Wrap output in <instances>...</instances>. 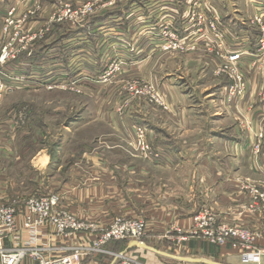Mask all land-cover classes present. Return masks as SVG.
Returning <instances> with one entry per match:
<instances>
[{
  "label": "crops",
  "instance_id": "0c3cea01",
  "mask_svg": "<svg viewBox=\"0 0 264 264\" xmlns=\"http://www.w3.org/2000/svg\"><path fill=\"white\" fill-rule=\"evenodd\" d=\"M123 1L126 2L127 0ZM148 3L158 7L157 14L158 16L161 15V21H173L174 23H171L180 34L190 35L193 33L191 23L187 22L185 18H181L182 14L187 11V9L182 10V0H130L128 5H131L130 8L135 5L137 11ZM222 9L224 12L228 9L225 12L226 15L221 18L223 24L227 25L225 27L227 33L225 49L227 52H206L207 54L201 52L204 55H199L198 52L184 53L183 57L189 60L193 59L195 61L196 58H204L205 60L204 67H197L192 72V82L186 80L185 77L180 78L182 73L179 74L181 70L179 53H171L172 59L166 58L163 60L165 64L156 66L160 52H148L152 47L149 50H145L149 40L151 42L155 41L153 44L156 50L154 51H158V46L163 41L156 34L157 28L154 29L156 32H149L153 25V21L150 19L143 18L141 22L136 20L140 27L139 35H134L129 31V28L123 30L122 27L120 28L122 25L121 20L112 17L109 19L96 17L91 34L84 33V28H86L84 25L77 27L76 38L71 40L72 43L68 42V39L75 37V29H69L70 33L71 30H74L70 37L68 34L66 37L63 35V38H66L68 42L65 47L66 55L71 52L73 58L79 57L84 60L85 54L92 52V61L88 59H85V61L91 64L89 68L87 66V73L94 74V77L98 78L97 74L102 71L105 62H110V60L118 56L117 58L125 60V67L130 68L129 72L136 74L145 81L151 80L150 82H153L160 89L168 104V110L156 105L150 109L148 106L150 104L144 99L114 96L108 97L105 101H103L104 98H100V101H103L100 105L102 104L101 106L103 107L99 113L105 123L102 134L109 135L108 137L112 138V133V135H118L134 144V126H143L146 129L147 139L150 138V144L161 153V157L149 158L144 151L135 145L131 148V154L134 157L127 156V158L111 160L107 154L112 151L118 152L121 151L120 149H125L123 144H119V146L104 145L96 148L86 146L84 149H80L77 146L72 156L65 158L62 156L58 162L53 160L48 149L40 148L34 151L31 154L32 156L30 155V164L31 167L40 173L38 181L34 180L37 186L34 192L27 196H23L18 191L9 195L3 190L5 187L0 188V202H10L17 206L18 210L15 231L9 233L4 241L8 248H40L46 258H59L68 255L74 264L116 263L114 258L111 259V257H106L103 254L90 255L87 253L93 238L90 233L77 232L71 236H62L57 233L56 227L51 224H44L36 228H30L25 225V214L27 211L25 210L24 202L27 198L33 194L58 193L62 198V205L67 210L79 219L86 222H95L99 226L110 225L119 216L144 219L148 235L145 241L139 240V242L144 243L143 246L137 245L135 242L137 240L133 239L114 240L107 244L106 247L108 249H115L120 254H128L133 256V258L140 259L145 264H193L192 262L198 260L197 258H187L175 254L180 249H184L188 253L196 250L199 253L204 252L207 255H212L214 250L205 242L203 245L201 243L199 247L192 249L194 245H191L189 241L180 244L174 238L169 239L167 237L168 240H164V234L166 235V232L173 226L188 230L193 225L194 215L197 211L195 202L198 201V196L190 185L195 186V183H197V187L200 186L199 193L205 206H211L212 197L210 195H214L215 189L213 187L215 185L222 186L225 190H234L235 187L239 186L240 182L237 180L239 177L225 176L222 178V173L219 172V169L221 171L224 166H227V163L222 160L215 161L211 159V153L215 151L216 145H220V153L223 152L225 147L227 149L235 148L239 152L241 159L232 166V168L236 167L238 170L236 175H245L248 169H252L258 174H264L263 160L260 163L256 162V165L253 163L252 165H247L243 160L247 149L250 147V141L263 130L261 118L264 117V111H262L264 110V97H261L260 91L263 84L259 78L260 72H256L264 67V64H261L264 56L261 58L257 56V44L254 45V42L258 41L260 32H256V34L254 32L249 33L247 31V23L253 13L264 14V0L224 1ZM217 12L221 14L219 10ZM147 17L149 18V16ZM229 28H231V31ZM236 28H238L237 31ZM229 34L230 39L228 38ZM154 35H156V38L151 39V36ZM137 38L139 40L143 39V44L141 45L143 49L139 45L137 50L134 45ZM235 53L240 54L241 67L248 73L246 76L248 86L245 96L240 99H233L231 102L227 97L228 86L226 83H222L223 81L221 80H213L218 85L214 84L217 89L211 91L212 82L208 81L206 86H209V88L205 90L206 86L201 88L200 98H198V89L194 85V80L198 79V81L204 82V78L201 79L202 74H204L203 77L210 75V79L216 78V76L212 75L213 70L222 63V59L228 60L231 57L230 54ZM45 56L47 57V52ZM53 56H48L49 61L45 57L46 62H49L48 66L50 69L53 63ZM34 57L36 58L35 54ZM71 59L69 57L67 66L65 69H61L62 75L66 76L67 79L72 74L71 64L75 63ZM33 62L32 68L28 70L23 66L14 67L12 70L13 72L29 73L26 82L38 79V82L46 84L47 82L55 83V77L50 76L52 72L47 73L48 70H44L48 68L47 63H45V66H36L35 61ZM166 63L171 68V71L168 70ZM76 66L73 67V71H76L78 76H73L74 79L80 81L83 79L82 77L79 78V76L84 67V62L77 63ZM202 69L203 72H200ZM261 73L264 76V68ZM42 76H44L43 80ZM85 79L93 81L92 84L98 88V91L105 89V87H102L105 85H100L98 80L94 81L93 78L88 76H85ZM214 93L219 96L212 97ZM215 100H218V103L223 106V111L219 113L220 116L217 118L212 115L207 116L204 112L206 106H211ZM106 102L109 104H105ZM123 102H127L125 104L128 105L123 110H119L123 111V113H120L118 108ZM236 115L246 119L249 124H246L247 122L244 123L243 120L242 124L235 125L234 117ZM226 118L231 119V125L234 127L225 121ZM251 122L253 127H251ZM227 127L231 131V136H227L226 133L222 132V130H228ZM211 128H213V132H210ZM202 130L205 132L204 141L209 142L208 146H205V144L200 147L196 145L198 143L194 142V144L190 141L186 143V139H182L183 143H177L169 138L165 139L166 137H173L177 140L184 133H186V136L197 138L198 136L196 135L201 133ZM212 138L220 139L214 141ZM213 142L216 144H213ZM222 143L224 145H221ZM199 147L207 152L204 156L205 158L202 161L191 162L190 164L186 158L188 156L186 150H198ZM5 148L8 149L10 158L18 157V153L20 154L19 159H21L22 155L25 158L24 154L31 151H26L27 149L24 147ZM10 151H13V153ZM23 158L22 160H24ZM65 159H67L66 162ZM3 172H6V169ZM2 175L3 182L0 181V183L3 185L7 184L6 180L10 181V179L6 174L3 173ZM216 188L219 189V187ZM168 202L174 203L168 205ZM232 214L225 211L220 218L230 221L228 217ZM247 217V215H243L241 224L246 223L244 221L248 219ZM115 241H118V243L114 245ZM263 242V239L260 240L259 248H264ZM223 249L227 250L225 247L220 250L223 251ZM230 251L235 252L232 249ZM236 251L237 255L235 257L232 256L233 259L223 260L225 262L218 261L212 256L210 257L213 260L200 259L207 260V262L213 261L216 264H264V257L253 259L247 256L242 248L236 249ZM232 252L228 251L227 253ZM19 264H38V262L27 256Z\"/></svg>",
  "mask_w": 264,
  "mask_h": 264
},
{
  "label": "rangeland",
  "instance_id": "374dc122",
  "mask_svg": "<svg viewBox=\"0 0 264 264\" xmlns=\"http://www.w3.org/2000/svg\"><path fill=\"white\" fill-rule=\"evenodd\" d=\"M129 1L130 0H127L126 2L123 0H0V43L13 42L14 38L15 42L19 45L20 38H25L24 43H27L33 35L37 34V37L30 42L27 52H47V61H49L48 56H54L51 69L48 66L49 62H46L45 57L43 60L42 58H36V66H45V63H47V67L49 69L46 68L44 70H48L47 73L52 72L50 76L55 77V83L63 80L69 83L67 86L59 84L57 85V88L49 89L44 86L42 82H38V79H34L35 81L32 80L26 85L18 84L13 89L11 87L3 88L2 84L4 83L6 85V80H9V78L14 75H24V77L26 76V79L28 80L29 73H19V71L13 72L12 69L14 67L23 66L26 70H28L29 68H32L34 64L33 61L35 59L34 56H27V54H24V56L21 54L15 58L10 56L9 60L7 59L4 61L5 70H0V181L3 182V173L6 174L10 181L6 180L7 184L4 185L0 183V188L5 187L3 190L6 191V194L11 195L18 191L23 196H27L34 192V189L37 187L34 180L38 181L40 178V173L39 171H36L35 168L31 167L30 158L32 156L31 154L40 148L48 149L53 160L56 162L60 161L62 156L63 158L72 156L77 146L80 149H84L86 146L96 148L104 145L119 146V144H123L125 145V149H120L121 151L118 152L112 151L110 154H107L108 157L111 160H114L127 158V156H133L131 154V148L137 145L136 141H134V144L131 142V144L118 135H112L111 133V137H113L109 138V135L102 134L105 123L99 113L100 109L103 107L101 106L102 104L100 105V103L108 99V97L114 96H122L127 98L135 97V99L143 100L141 99L142 96H140L134 89H139L141 86L137 85H140L145 80L139 78V76L136 74L129 72L130 68L125 67V60L117 58L118 56L115 57V59L113 58L110 60V62L107 61L104 63V68L102 67V71L97 74L98 78L94 77V74L87 73V66L89 68L91 64H89L88 61H85V59L92 61V52H85L86 54L84 56V60L80 59L79 57L73 58V54L71 52L69 55L65 54V47L67 46V43H72L71 40L76 38L77 27L79 28L81 25H84V27H86L84 28V33L91 34L94 28L93 24L96 22V17L99 19L102 17L107 19L112 17L121 20L122 25L120 28L122 27L123 30L129 28V31L134 35H139L140 27L136 20L141 22V19L143 18L150 19L153 21V25L151 26L152 29L149 30V32H156L154 29L157 28L156 34L163 40L161 41V44L171 42L174 33L178 35L179 38L182 39L184 43H186V45L184 49L161 50L158 48V51H154L156 50V47L153 44L155 41L151 42L149 40V44L145 50H149V48L152 47L153 49L151 48L148 52H160V55L158 56L159 61L157 62L156 66H162V64H165L163 60L166 58H171V53H179V60H181V70L179 74L182 73L180 78L185 77L186 80H190L191 82L193 75L192 72L197 67H204L205 60L204 58H196L195 61L193 59L189 60L186 57H183L184 53L198 52L199 55H204L201 52H227L225 49L227 39L225 27L227 25L223 24L221 18L224 17L226 15L225 12L228 11L227 9L224 12L222 9L224 1L229 2L230 0H182V10L187 9V11L182 14L181 18H185L187 22L191 23L193 33L190 35H186L184 33L180 34L173 26V21H171L172 23L169 21H161V15L158 16L157 14L158 7L154 4L148 3L136 11L137 7L135 5L130 8L131 5H128ZM90 8H92L93 11H90ZM69 9L74 12L72 16L70 15ZM216 9L219 10L221 14L218 13ZM255 14L257 15L258 12L253 13L247 23V31H249V33L254 32V34H256V32L261 33L260 25L254 22ZM147 16H149V18ZM262 16H264V14H262ZM75 17H79L77 24L74 26L75 37L68 39L69 41L67 42L66 38H63V35H66L67 33L70 37L71 33L70 31L66 30L65 25L76 22ZM216 17L218 18L217 20H215ZM240 17L242 18V16ZM237 29L238 28H236V31ZM165 30L168 32V37H165ZM229 30L231 31V28H229ZM17 32H19V35H16ZM218 33L224 34L222 41H220L219 37H217ZM154 38H156V35L151 36V39ZM163 38L167 40L164 42ZM228 38L230 39V34ZM259 39L260 35L258 41L256 40V42H254L255 44L253 42L252 43L254 45H258ZM49 40L52 41L49 44V47L47 49L43 48V46H46L47 43H49L47 42ZM142 40L137 38V40L134 42L137 50L139 49V45L141 46L143 44ZM24 43H22V45ZM158 47H160V45ZM141 49H143L142 46ZM166 55L169 56L164 57ZM69 57L72 58L76 64L84 62V67L79 76V78L82 77L83 79L80 81L74 79L73 76H78L76 71H73V67L76 66L75 63L71 64L72 74L69 75L68 79L66 76L62 75L63 73L61 69H65L67 66ZM189 58L191 57L189 56ZM114 60H117L119 65H115L113 62ZM222 60V63L219 64L212 72V75L216 76V78L210 79V75L208 77H203L204 74H202L201 79L204 78V82L198 81V79L194 80V85L198 89V98H200L201 88L205 87L208 81L212 82V87L210 89L212 91L213 89H217L214 84L218 86L217 83L213 82V80H221L223 81L222 83H226L228 86V100L231 102L233 101V98L229 96V87L233 84L232 80L234 77H236L235 73L240 69L236 71L234 66L231 69H225L224 66L226 65V60ZM261 64H264V60H262ZM109 68H117V70L114 71L111 76H108ZM167 68L171 71V68L168 67V64ZM263 68L264 67H262V69L259 71L257 70L256 72H260L259 78L263 84L260 90L261 97H264V76L261 73ZM85 70L87 71L84 72ZM175 71H177V69H175ZM200 72H203V69ZM240 72L245 76L248 86V80L246 79L248 73L245 72L243 68L240 70ZM85 76L93 78L94 81L98 80L100 85H105L102 86L105 87V89L98 91V88L93 86V81L85 79ZM43 79L44 76H42V80ZM148 81L150 82L151 80ZM76 85L79 86L78 89L74 90L71 88L75 87ZM207 88H209V86H206L204 90ZM214 96L219 95L214 93L212 97ZM100 98H104L103 101H100ZM127 102L130 104L129 101ZM127 102L120 104L121 106H119L118 112L123 113V111L119 110L126 108L128 104L125 103ZM105 104L109 103L106 102ZM149 104L151 105H148L150 109L152 106H155L154 104ZM159 110H161V108H159ZM221 111H223V106L218 103V100H215L211 106H206L204 110L207 116H216L215 118L220 116L219 113ZM236 116L234 117L235 125L242 124L243 120L244 123L247 122L246 119H242L237 116L240 118L238 119ZM225 121L229 125L232 124L231 119L226 118ZM261 123L263 129L262 132H259L255 138H252V141H250V147L247 149L245 157L243 158L247 165H252V163L256 165V162L260 163V161H264V117L261 118ZM246 124H249V122ZM252 124L253 123L251 122V127H253ZM210 132H213V128L210 129ZM222 132L226 133L227 136H231L230 129L222 130ZM204 134L205 132L202 130L201 133L196 135L198 136L197 138L186 136V133H184L177 140L173 137H166L165 139L169 138L177 143H183L182 139H186V143L190 141L192 143H198L196 145L200 147L205 144V146H208L209 142H206V140L204 141ZM212 139L217 141L220 138ZM146 141L148 144L151 143L150 138L147 139L146 137ZM214 143L215 142H213V144ZM221 145L224 144L222 143ZM216 146L217 147L215 151L211 153V159L215 161L222 160L227 163V166H224L221 171L219 169V172L222 173V178L225 176L239 177L237 179L240 182L239 186L235 187L234 190H225L222 186L215 185L213 187L215 189L214 195H210V197H212L210 203L212 206L211 207L205 206L204 201L201 199V194L199 193L200 186L197 187V183L194 182L195 186H190L194 188L193 191L197 194L198 201L195 202L197 211L194 215L193 225L188 230H183L177 226H173L168 232H166V235L164 234V240H168L167 237H169V239L174 238L175 241L180 242V244H184L189 241L191 245H194V247L192 246V249L199 247L201 243L203 245L205 242L207 245L209 244L211 246V249L214 250L212 255H207L204 252L199 253L196 250H192V253H188L184 249H180L178 253L175 252V254L178 256L187 258H207V260H213L214 258L218 261H226L228 258L233 259V257L237 255L238 250L236 251V249L239 248H242V250L246 252L245 254H247L249 257H252L253 259H256V257H264V248H259L260 240H264V174H258L252 169H248V172L246 171L245 175H236L238 170L236 167L232 168V166L235 164V162L240 161L241 157L239 152H237L235 148L227 149L225 147L223 152L220 153V145ZM5 147H13V149H15V147H24L27 149L26 151H31L24 154L25 158H23L22 155L21 159H19V153L18 157L15 156L10 158L8 149ZM136 147L139 148V146ZM200 147L198 150H186L188 155L186 158L190 164L191 162L195 163L202 161L203 158H205L204 156L207 152L203 151L204 149H201ZM10 152L13 153V151ZM22 158L24 160H22ZM66 161L67 159H65V162ZM4 169H6V172H3ZM242 176H244V178H242ZM216 187H219V189ZM172 203L174 202H168V205ZM181 207H183V205H181ZM225 211L233 213L228 217L231 222L220 218L222 213H225ZM200 215H207L208 218H213V236L208 235V231H206L207 228L198 222L202 221V223H204L202 219H197ZM243 215H247L248 219L244 221L246 223L241 224V218ZM223 227H228L227 232L229 234L226 237L223 236ZM234 228L241 231H247L249 232V235L244 236L243 232L238 231V238H236L234 234L230 232V229ZM147 235L148 233L146 227L145 235L141 238V240L145 241ZM92 239L89 248L90 246H93L94 241ZM116 243H118V241H115L113 244L115 245ZM222 247L227 248V250L223 249V251H221L220 249ZM39 249L40 248H38V250ZM230 249L234 250L235 252L230 251ZM224 251H229L232 253H227ZM87 253L90 255L103 254L106 257H111V259L114 258L116 262L115 264H122V262L126 263V261L129 264H145L140 259L133 258V256H129L128 254H120L119 251L115 249H108L107 247L106 250L103 249V252L94 253V251H88ZM172 253L174 252L172 251ZM42 256L47 260H57V258L52 257L46 258L44 254H42ZM192 263L210 264L208 262L203 263V261L196 260Z\"/></svg>",
  "mask_w": 264,
  "mask_h": 264
},
{
  "label": "built area",
  "instance_id": "2783aa9c",
  "mask_svg": "<svg viewBox=\"0 0 264 264\" xmlns=\"http://www.w3.org/2000/svg\"><path fill=\"white\" fill-rule=\"evenodd\" d=\"M90 11H93L90 8ZM70 15L72 12L69 9ZM80 16V15H79ZM63 19V18H62ZM79 17H75L76 22L70 23L71 27H74L78 22ZM218 18L216 17L215 20ZM74 20V19H73ZM254 22L260 25L261 33L259 44L257 45V56L261 58L264 56V16L261 13L255 14ZM213 24V23H212ZM211 24V25H212ZM165 37H168V32L164 31ZM19 35V32L16 33ZM161 35V34H160ZM29 36V35H27ZM37 37V34L33 35L27 43H24L25 38H20V44L18 45L13 38V42L8 43H0V62L1 67L0 70H5V60H9L10 56L12 58L17 57L21 54H27V56H33V52H27L29 48V44L32 40ZM217 37H219L220 41L223 40L224 34L218 33ZM164 42L167 40L165 38ZM22 43H24L22 45ZM186 43L182 39L179 38L178 35L173 33V38L171 42L160 44L159 49L168 50V49H184ZM13 48V49H11ZM11 49V50H10ZM263 54V55H262ZM230 59L226 60L225 69H231L234 66V69L237 71L238 69H242L241 67V58L239 53L230 54ZM3 62V63H2ZM115 65H119L117 60L113 61ZM42 66V65H39ZM233 69V70H234ZM117 68H109L108 76H111ZM240 70L235 73L236 77L233 78V84L229 87V96L233 99L243 98L246 94L247 90V81L245 80V76L241 74ZM6 85L3 83V88L12 89L19 85H26L29 82H26V78L20 75H14L6 80ZM3 82V81H1ZM77 83V82H75ZM49 89L57 88L59 84L68 85V82L60 81L58 83L47 82L42 83ZM74 84V83H73ZM139 89L135 88L134 90L138 92L141 99L146 100L147 102L160 106L165 110H168V104L166 102L165 97L160 92V89L152 82L143 81L140 85ZM65 87V86H64ZM72 89H78L79 86L71 87ZM159 90H158V89ZM66 89V88H65ZM135 128V141L137 146L144 151L149 158H160L161 153L158 150H155L150 144L146 141V129L143 126H134ZM24 207L27 213L25 225L30 228H36L42 226L44 224L54 225L57 229V233L62 236H71L77 232H85L93 235V246L89 248V251L95 252H103V249L106 250V245L110 241L113 240H141V238L145 235L146 231V221L141 218H129L125 216H119L115 219V221L108 226H99L95 222H86L84 220L79 219L77 216L72 214L69 210L66 209L62 205V198L58 193H49V194H33L29 198H27L24 202ZM17 206L11 204L10 202L2 203L0 202V258L2 264H19L24 258L27 256H31L34 260L38 262V264H74L71 257L66 255L62 256L59 259L47 260L42 256L41 250L38 248H30V247H20L16 249H9L5 246V238L7 234L15 231L16 228V217H17ZM202 219V221H198L201 225L205 226L208 235L213 236L214 232L213 228V218H208L207 215H200L198 218ZM224 234L223 236H228V227H223ZM238 231L243 232L244 236H248L249 232L241 231L237 229H230V232L234 234L236 238ZM243 236V237H244ZM213 240V239H212ZM123 257V256H122ZM122 264H129L127 261L122 262ZM134 264H142V263H134Z\"/></svg>",
  "mask_w": 264,
  "mask_h": 264
},
{
  "label": "trees",
  "instance_id": "16d2710c",
  "mask_svg": "<svg viewBox=\"0 0 264 264\" xmlns=\"http://www.w3.org/2000/svg\"><path fill=\"white\" fill-rule=\"evenodd\" d=\"M67 25H68V28H67ZM67 25H65L66 26V30H68V31H70L69 29H74V27H71L69 24H67ZM73 31L74 30H71V34L73 33ZM66 35H67V33H66ZM65 35V36H66ZM47 42H49V43H47ZM46 43H47V45L46 46H43V48H48L49 47V44L52 42L51 40H49V41H47ZM34 54L36 55V58H38V59H41L42 58V60H43V58L44 57H46L45 56V54H46V52H33V56H34ZM35 57H34V59H36ZM37 60V59H36ZM36 60H34L35 62H36Z\"/></svg>",
  "mask_w": 264,
  "mask_h": 264
},
{
  "label": "water",
  "instance_id": "95a60500",
  "mask_svg": "<svg viewBox=\"0 0 264 264\" xmlns=\"http://www.w3.org/2000/svg\"><path fill=\"white\" fill-rule=\"evenodd\" d=\"M136 242V244L137 245H141V246H143L144 245V243L143 242H139V241H135ZM186 260H191V259H186ZM196 261H203V262H207V260H203V259H198V260H196ZM209 263H212V264H216L215 262H213V261H208Z\"/></svg>",
  "mask_w": 264,
  "mask_h": 264
}]
</instances>
